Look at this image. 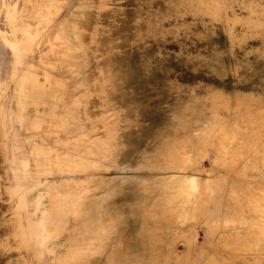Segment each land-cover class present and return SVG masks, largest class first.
<instances>
[{
    "label": "rangeland",
    "instance_id": "rangeland-1",
    "mask_svg": "<svg viewBox=\"0 0 264 264\" xmlns=\"http://www.w3.org/2000/svg\"><path fill=\"white\" fill-rule=\"evenodd\" d=\"M15 2L27 10L24 19L35 36L25 58L40 86L37 106L27 111L31 116L37 108L47 120L40 125L46 140L28 136L22 122L9 128L4 111L15 83L4 29L10 21L3 15ZM76 5L89 8L81 35L90 44V88L96 90L101 71L135 73L123 74L121 92L111 99L116 106H98L92 122L105 142L111 132L130 141L118 155L120 169H101L112 195L108 210L117 219L118 209L124 214L125 240L134 247L130 261L264 264V0H0V264H55L54 253L41 254L33 242L42 185L29 195L50 160L31 156L40 141L52 147L54 158L65 155L74 149V136L90 130L74 123L64 106L79 95L74 61L64 60L59 39L61 21ZM20 30L11 29L16 38ZM62 83L70 88L66 100L54 97ZM91 96L98 100L97 93ZM65 119L72 120L68 130L54 133ZM66 141L64 151L54 148ZM52 170L58 174V164ZM65 238L47 246L62 252ZM113 247L118 233L103 259L88 264H110Z\"/></svg>",
    "mask_w": 264,
    "mask_h": 264
},
{
    "label": "bare ground",
    "instance_id": "bare-ground-1",
    "mask_svg": "<svg viewBox=\"0 0 264 264\" xmlns=\"http://www.w3.org/2000/svg\"><path fill=\"white\" fill-rule=\"evenodd\" d=\"M86 8L82 5H76L71 12H68L67 15H65L63 21H61L62 26L59 33V39L64 44L66 49L64 52V60L74 61L71 64L75 67L73 70L78 76L76 89H78L79 95L76 97L74 96L75 99L73 98V106H67L64 102L63 104L66 109H70V111H72L74 115V123H85L90 126V130L74 136V149L72 148L71 152L65 150L67 151V154L65 155H57V157L54 158L51 156L52 147L46 146L41 141L37 144L35 150H33L31 156L33 159L50 160L47 171H43V174L41 175V182H32L29 185V195L31 196L36 193L37 185H42L43 190L42 201L40 204V212L42 216H39V222L34 225V229L32 231L34 232L33 242L39 244L41 254L48 252L51 254L54 253L53 257L55 264H88L94 258L99 262L103 259L105 249L111 243V239L114 237V234L118 233V249L115 247L112 248L111 252L108 254L110 256L108 262L110 264H133L132 261H130V256L134 254V247L132 242L125 240L126 233L122 228L124 214L118 209L117 219V217L108 210V199L112 195L111 190L106 187L108 181L105 177V173H102L101 171V169L113 168V165H116V169L121 168V165L118 163V155L121 156L123 151L130 147V141L123 133L118 135V132H111L110 138L105 142V138L100 136L97 126L93 127L92 125L93 119L99 114L96 110L98 106L105 104L116 106L111 99L115 97L117 92L118 94L121 92V79L124 72L120 70H113L109 74H104V71H101L99 74L100 76L94 81L96 83V90L93 91L90 88L91 84L88 83V76L91 75L93 71V64L90 62L85 48L90 46V44L86 46L85 39L81 35L85 32H82V27L85 28L89 24V15ZM26 11L27 10H23L18 6V3L15 2L7 7L3 15L7 21H10L8 27H4V29L7 28L5 30L7 33V45H9L11 49L14 60L10 80L14 81L15 85L11 87L10 90L12 89L11 93L12 95L15 94V98L17 99V109L15 110L10 102L14 96L10 95L11 93L7 95L6 91L5 94L7 95V98L5 101L4 111L9 128H14V130H16V126L22 122L21 126L27 130L28 136H39L40 139L46 140L49 134L47 135L45 133L43 136L44 131L42 132V130H40V125L41 123H46L47 120L41 117L42 115L37 113L40 112L37 111V108L31 116L27 111V108L30 105L34 107L37 106L36 101L38 100L35 98V93L37 87L39 88L40 83L35 78V72L26 67L28 63L25 58L26 52L32 46L31 43L35 38L28 28V22L24 19L27 14ZM18 13L20 14L19 18H21V24L16 25V15ZM13 27H19V29L21 28V30L18 31L19 38H16L15 36L17 32L11 31ZM1 29L3 30V28ZM79 59H83L84 62H80ZM116 61L115 63H117ZM125 74L127 76H134L135 73L134 70L132 71L127 69ZM69 89L65 83L58 85L55 89L54 97L59 98L60 100H66V96H69ZM93 92L99 95L98 100H95V98L91 96ZM15 113L16 116L14 118ZM68 115L70 116V113ZM114 121L118 124V119H115ZM71 123L72 120H60L59 125L61 128L59 131H55L54 133L57 134L59 132L60 136L64 135V132L68 130V126ZM50 134L52 135L51 132ZM62 139L59 138V140L63 141ZM66 143L68 144L67 141L61 142L59 145L55 144V147H53L56 149L60 148L64 151V146H66L64 144ZM19 151L22 152V150ZM24 159H28V156ZM53 163L58 164V174H55L52 170ZM159 170L162 171L163 169L161 170L160 168ZM75 173L93 174L94 177L87 180H84L83 178L76 180L72 178ZM104 184L105 187H103ZM62 235H65L66 237L64 240L66 243L64 251H54L47 246L48 242L56 239L58 240Z\"/></svg>",
    "mask_w": 264,
    "mask_h": 264
}]
</instances>
